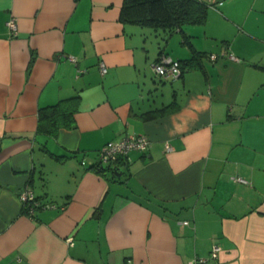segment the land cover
<instances>
[{"label":"crops","instance_id":"crops-1","mask_svg":"<svg viewBox=\"0 0 264 264\" xmlns=\"http://www.w3.org/2000/svg\"><path fill=\"white\" fill-rule=\"evenodd\" d=\"M201 1L166 36L121 22L123 0H0V264H264V0ZM161 51L181 76L154 73ZM75 95V126L38 134V108ZM26 185L54 206L28 215Z\"/></svg>","mask_w":264,"mask_h":264},{"label":"trees","instance_id":"trees-1","mask_svg":"<svg viewBox=\"0 0 264 264\" xmlns=\"http://www.w3.org/2000/svg\"><path fill=\"white\" fill-rule=\"evenodd\" d=\"M207 9L208 5L201 0H123L119 20L124 23L147 26L156 31H162L168 36L174 31L183 32L182 27L185 24L204 23ZM162 53L161 51L159 55ZM178 62L181 67V76L186 70L188 62L181 60ZM77 100L78 96L75 95L39 107L36 132L48 137H55L61 127H74L73 114L76 110ZM50 154L56 159L73 155L68 153L61 156L51 152ZM94 166L97 170L103 168L99 163ZM110 168L108 165L103 169L109 171Z\"/></svg>","mask_w":264,"mask_h":264},{"label":"built area","instance_id":"built-area-1","mask_svg":"<svg viewBox=\"0 0 264 264\" xmlns=\"http://www.w3.org/2000/svg\"><path fill=\"white\" fill-rule=\"evenodd\" d=\"M8 28L12 34L16 33V22L14 18H10L6 22ZM219 54L211 53L208 57L211 60L216 59ZM231 58H235L230 55ZM69 60L75 62V57L69 56ZM99 69L101 73H105L107 68L103 62H100ZM152 69L154 73L162 78H177L180 76L181 67L177 59H173L168 54H160L158 58L153 62ZM149 146V139L145 135L127 136L117 141H108L98 150V163L101 165H109L113 169L114 163L120 158L127 155L131 150L145 151ZM169 146L166 144V148ZM113 164V165H112ZM239 181L244 182L242 179ZM18 198L21 202L22 209L28 215L32 216L34 211L39 207H53L54 204L50 202L42 203L38 200L32 189L26 185L18 191ZM72 238H69L71 240ZM219 251V246L214 245L211 251V256L216 257ZM205 259L196 260L189 264L204 263Z\"/></svg>","mask_w":264,"mask_h":264},{"label":"rangeland","instance_id":"rangeland-1","mask_svg":"<svg viewBox=\"0 0 264 264\" xmlns=\"http://www.w3.org/2000/svg\"><path fill=\"white\" fill-rule=\"evenodd\" d=\"M146 29H147V28H146ZM147 30H151V29H149V28H148ZM166 84H170V82H169V81H167V82H166Z\"/></svg>","mask_w":264,"mask_h":264},{"label":"water","instance_id":"water-1","mask_svg":"<svg viewBox=\"0 0 264 264\" xmlns=\"http://www.w3.org/2000/svg\"><path fill=\"white\" fill-rule=\"evenodd\" d=\"M113 169H114V168H113ZM117 174H119V175H120V173H118V172H117Z\"/></svg>","mask_w":264,"mask_h":264}]
</instances>
